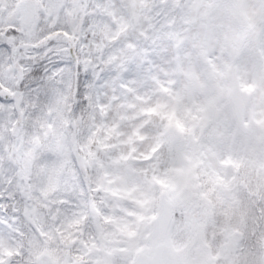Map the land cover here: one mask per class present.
<instances>
[{
  "label": "rangeland",
  "instance_id": "1",
  "mask_svg": "<svg viewBox=\"0 0 264 264\" xmlns=\"http://www.w3.org/2000/svg\"><path fill=\"white\" fill-rule=\"evenodd\" d=\"M254 3L239 0L222 21L213 62L199 0H95L83 96L73 89L55 102L52 123L29 128L18 165L0 155V264H102L121 247L106 234L127 246L162 195L183 202L177 251L191 264H264V70L253 75L264 41ZM236 72L240 83L255 80L248 133L231 99ZM217 90L219 119L171 149L160 118L181 122L169 104Z\"/></svg>",
  "mask_w": 264,
  "mask_h": 264
},
{
  "label": "snow or ice",
  "instance_id": "2",
  "mask_svg": "<svg viewBox=\"0 0 264 264\" xmlns=\"http://www.w3.org/2000/svg\"><path fill=\"white\" fill-rule=\"evenodd\" d=\"M238 2L199 0L198 12L212 41L209 61L220 56L222 21ZM95 6V0H0V155L7 153L10 165L19 164L22 151L32 142L29 128L52 123L58 99L73 89L77 98L83 96L90 79L87 61L97 43L89 12ZM251 6L258 14V35L264 41V0ZM262 70L264 61L258 56L253 75ZM254 84L251 78L234 83V97ZM218 93L177 97L168 110L181 123L172 125L160 118L162 125L189 137L196 126H211L219 119L217 109L223 103L222 98L217 99ZM142 215L151 223L141 222L129 244L103 256L102 264H191L185 253L177 251L176 228L185 220L182 200L163 196ZM203 264L220 261L209 259Z\"/></svg>",
  "mask_w": 264,
  "mask_h": 264
},
{
  "label": "water",
  "instance_id": "3",
  "mask_svg": "<svg viewBox=\"0 0 264 264\" xmlns=\"http://www.w3.org/2000/svg\"><path fill=\"white\" fill-rule=\"evenodd\" d=\"M188 79H189V82L191 84H193V82H194V76H193L192 73L188 75ZM235 84H237V85L240 84V80L238 78L237 72H236V76H235ZM231 99H232V102H233L234 107H235L236 116H237V119H238L239 126L241 127V129L245 133H247L248 132V129L246 128V125H245V113H246V108H247L248 103H249V100H250L249 94L246 91V92H243L241 95L234 97L233 91H232ZM179 136L180 135L174 133L173 137L170 140V147L171 148H172L173 144L179 140ZM158 150H160V149H157L155 151V154H157L159 152ZM126 171L127 172H130L131 169L129 167H127L126 168ZM163 196H165V195H162V197ZM10 262H11V259L9 258L6 261L5 264H10Z\"/></svg>",
  "mask_w": 264,
  "mask_h": 264
},
{
  "label": "bare ground",
  "instance_id": "4",
  "mask_svg": "<svg viewBox=\"0 0 264 264\" xmlns=\"http://www.w3.org/2000/svg\"><path fill=\"white\" fill-rule=\"evenodd\" d=\"M126 208H128V204H126V203H122L118 208H117V212L114 214V219H115V222H119V221H121V220H123L124 218H122V215H123V209H126ZM120 223V222H119ZM109 238H108V240H109V242H111V243H114V244H116V245H123L124 244V241H126L125 239H124V236L122 237H119V236H116V238L113 236V234L112 233H110V232H108L107 234H106ZM125 236H128V235H125ZM119 237V238H118Z\"/></svg>",
  "mask_w": 264,
  "mask_h": 264
}]
</instances>
